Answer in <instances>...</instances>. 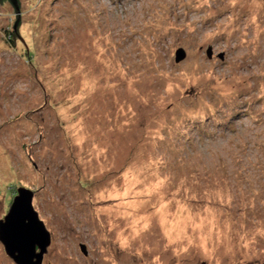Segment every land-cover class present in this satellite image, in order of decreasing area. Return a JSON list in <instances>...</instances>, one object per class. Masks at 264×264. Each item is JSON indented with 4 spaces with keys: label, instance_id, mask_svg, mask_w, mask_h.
Returning <instances> with one entry per match:
<instances>
[{
    "label": "rangeland",
    "instance_id": "1",
    "mask_svg": "<svg viewBox=\"0 0 264 264\" xmlns=\"http://www.w3.org/2000/svg\"><path fill=\"white\" fill-rule=\"evenodd\" d=\"M18 1L0 221L26 188L41 264H264V1Z\"/></svg>",
    "mask_w": 264,
    "mask_h": 264
},
{
    "label": "water",
    "instance_id": "2",
    "mask_svg": "<svg viewBox=\"0 0 264 264\" xmlns=\"http://www.w3.org/2000/svg\"><path fill=\"white\" fill-rule=\"evenodd\" d=\"M8 1L13 6L16 15V23L13 26L14 44L15 39H19L24 44L18 33L20 3L18 0ZM25 50L27 55L26 45ZM208 56H210V51H208ZM184 58L183 50L176 51V62ZM33 198L34 191L26 188L17 189L7 215L0 221V242L6 254L16 264H41L43 255L50 244V234L34 210ZM81 251L85 254V247L81 246Z\"/></svg>",
    "mask_w": 264,
    "mask_h": 264
},
{
    "label": "trees",
    "instance_id": "3",
    "mask_svg": "<svg viewBox=\"0 0 264 264\" xmlns=\"http://www.w3.org/2000/svg\"><path fill=\"white\" fill-rule=\"evenodd\" d=\"M1 1H5V0H1ZM6 1H8V0H6ZM8 40H9V36H8ZM12 41V40H11ZM13 44V43H12ZM14 194H16L15 192H14ZM12 201H13V199H12ZM12 201H11V203H12ZM11 205V204H10ZM81 249V248H80Z\"/></svg>",
    "mask_w": 264,
    "mask_h": 264
}]
</instances>
